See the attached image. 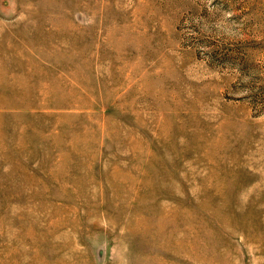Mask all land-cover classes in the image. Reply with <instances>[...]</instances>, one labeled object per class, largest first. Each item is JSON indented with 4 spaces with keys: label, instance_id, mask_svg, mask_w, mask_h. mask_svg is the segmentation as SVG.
Segmentation results:
<instances>
[{
    "label": "rangeland",
    "instance_id": "1",
    "mask_svg": "<svg viewBox=\"0 0 264 264\" xmlns=\"http://www.w3.org/2000/svg\"><path fill=\"white\" fill-rule=\"evenodd\" d=\"M0 264H264V0H0Z\"/></svg>",
    "mask_w": 264,
    "mask_h": 264
}]
</instances>
